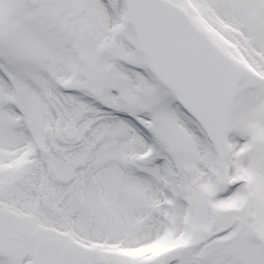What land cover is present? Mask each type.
Here are the masks:
<instances>
[{
	"label": "snow or ice",
	"instance_id": "snow-or-ice-1",
	"mask_svg": "<svg viewBox=\"0 0 264 264\" xmlns=\"http://www.w3.org/2000/svg\"><path fill=\"white\" fill-rule=\"evenodd\" d=\"M0 264H264V0H0Z\"/></svg>",
	"mask_w": 264,
	"mask_h": 264
}]
</instances>
